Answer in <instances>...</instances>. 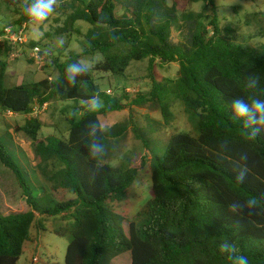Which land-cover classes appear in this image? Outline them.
Here are the masks:
<instances>
[{"label":"trees","instance_id":"trees-1","mask_svg":"<svg viewBox=\"0 0 264 264\" xmlns=\"http://www.w3.org/2000/svg\"><path fill=\"white\" fill-rule=\"evenodd\" d=\"M62 1L67 3L62 8L70 11L68 27L76 22L90 26L82 54L71 53L64 61L54 59L53 79L12 88L5 86L7 64L0 61V111L28 116L44 105L84 103L93 95L105 107L96 113L85 106L73 107L66 118V140L39 139L43 124L37 117L15 128L34 147L36 167L46 185L36 194L0 141V163L15 176L29 208L13 215L0 212V264H20L31 242L30 230L40 231L42 218L59 216L65 224L55 228L54 234L69 238L64 264H110L124 253L130 254V264H232L229 255L219 250L225 240L235 246L236 254L247 256L249 264H264V133L248 139V130L242 121H233L230 109L234 97L264 99V46L254 49L234 42L231 29L220 26L216 0H181L206 4L211 16L180 13L165 0ZM13 10H21L20 18L4 27L28 21L13 0H0V14ZM173 29H186V41L173 42ZM34 46L30 42L24 49ZM14 50L0 44V56L8 58ZM95 53L103 58L97 71L121 78L132 62L148 60L151 91L111 98L99 91L89 71L78 76L73 87L65 75L67 66L80 62L81 55ZM156 63H178V78L168 81L172 85L156 81ZM250 78L258 80L254 89L247 87ZM167 89L196 120L194 134L176 133L158 145L133 126L146 154L114 167L106 158L110 143L127 130L116 124L97 133L105 145L104 155L99 159L88 155L91 138L86 125L92 120L101 125L100 116L155 102L165 124L170 122V105L161 99ZM153 146H161L160 152ZM147 165L150 199L138 212L144 219L137 228L130 223L126 233L123 216L110 204L125 198ZM241 169L246 172L243 184L235 180ZM252 198L257 200L254 212L236 215L228 210L231 203Z\"/></svg>","mask_w":264,"mask_h":264},{"label":"rangeland","instance_id":"rangeland-1","mask_svg":"<svg viewBox=\"0 0 264 264\" xmlns=\"http://www.w3.org/2000/svg\"><path fill=\"white\" fill-rule=\"evenodd\" d=\"M171 6L175 4L180 13H194L211 16V10L204 3H185L181 0H165ZM66 2L58 0L56 9L48 19L39 26L38 32H34L32 26L26 23L24 39L26 42H33L40 48L43 55L36 62L30 58V50L24 49L17 57L0 56L1 62H6L4 83L8 88L20 84H31L45 78L53 79L56 71L52 66L54 59L64 61L71 53L82 54L85 46L84 34L89 29V25L84 22H76L72 26H67V16L70 11L63 9ZM218 8L220 26L231 29L229 36L231 39L244 47L258 49L264 46V0H216ZM21 11V10H20ZM19 10L0 14V29L6 25H13L20 18ZM122 11L116 8V15L120 16ZM206 25L208 26V21ZM67 28L65 33H58V29ZM209 31L212 29L209 27ZM226 34V33H224ZM228 36V34L226 35ZM228 36V37H229ZM187 31L171 32V40L175 43L185 42ZM62 41V43H61ZM31 60V61H30ZM103 58L98 53L91 55H81L80 62L90 65L89 74L100 92L111 98H118L123 93L132 97L136 94L148 93L152 88V80L148 72V60L132 62L125 72L124 77H116L110 73H104L95 69L96 65L102 62ZM178 63H167L155 65L156 81L160 84L168 81H175L178 78ZM111 93L107 94L106 91ZM166 94H162L161 99L170 105L173 118L165 124L162 119L157 103H148L142 107H129L121 112H113L106 116H100L102 128H110L114 125H125L126 132L115 141L110 143L111 151L106 157L112 166L119 167L125 161L137 160L145 155L143 146L138 141L132 131L133 126H137L141 131L146 132L148 138L158 145L167 142L170 136L184 132L194 134L196 120L187 113L179 100L167 89ZM125 103V101H123ZM85 106L83 102L75 104L73 102H55L46 105L44 110L36 116L43 124L38 138L44 140L48 137H55L62 140L67 138L68 118L73 107ZM29 118L21 114H10L0 111V141L6 147V151L11 156L23 178L33 188V193L42 191L46 186L36 165L33 145L29 138L22 132H15L16 127L23 125ZM2 136V137H1ZM161 146H153L160 152ZM164 148L162 149V151ZM162 153V152H161ZM160 154V153H159ZM150 170L147 165L140 173L127 191L125 198L118 203L110 204L112 210L123 216V228L128 233V226L133 223L139 227L143 222V217L138 212L150 199ZM42 195V194H39ZM22 190L18 185L13 173L0 163V212L3 215H13L28 211ZM42 229L30 230V240L26 251L21 256L20 264H64L66 248L69 238L54 234V229L63 226L65 223L61 217L42 218ZM130 254L124 253L111 261L110 264H130Z\"/></svg>","mask_w":264,"mask_h":264},{"label":"clouds","instance_id":"clouds-1","mask_svg":"<svg viewBox=\"0 0 264 264\" xmlns=\"http://www.w3.org/2000/svg\"><path fill=\"white\" fill-rule=\"evenodd\" d=\"M57 2L58 0H13L14 4L22 8L34 32H38L39 26L54 13ZM89 69L90 65L79 61L70 63L65 70L68 83L75 87L77 84L76 78L87 74ZM257 84L258 80L256 78H250L247 82V87L254 89L257 87ZM84 104L91 113L99 112L105 107L104 102L98 95H93L90 99L84 101ZM230 109L234 113L232 117L233 121H242L243 129L248 130V139H254L264 133V99L254 97L249 101L241 97H234L231 100ZM86 128L88 129L87 135L91 138L87 145L88 155L92 159H99L105 153V145L97 133L99 131H106L107 128L102 129L99 121L96 120L88 122ZM241 159L246 160L247 155L242 154ZM245 178L246 172L241 169L238 171L235 180L243 184ZM256 205L257 200L252 198L245 200L243 203L233 202L228 206V210L236 215L242 214L245 211L251 213L255 211ZM219 250L221 253H227L229 255L232 264H249L248 257L242 254H236L235 246L227 240L220 244Z\"/></svg>","mask_w":264,"mask_h":264},{"label":"built area","instance_id":"built-area-1","mask_svg":"<svg viewBox=\"0 0 264 264\" xmlns=\"http://www.w3.org/2000/svg\"><path fill=\"white\" fill-rule=\"evenodd\" d=\"M25 30H26V23H22L21 25L4 27L2 33L0 34V44H6V46L15 49L10 55L13 58L21 54V51L24 50L25 46L28 44V42H26L24 39ZM41 56L42 54L39 47L34 46L33 48L30 49V58L32 59L34 58L36 62L41 59ZM106 93L110 94L111 91L107 90ZM45 107L46 105H44L41 110L35 108L32 111V113L29 114V117L35 118L38 115V113H40V111L44 110Z\"/></svg>","mask_w":264,"mask_h":264},{"label":"crops","instance_id":"crops-1","mask_svg":"<svg viewBox=\"0 0 264 264\" xmlns=\"http://www.w3.org/2000/svg\"><path fill=\"white\" fill-rule=\"evenodd\" d=\"M26 117H28V116H26Z\"/></svg>","mask_w":264,"mask_h":264}]
</instances>
